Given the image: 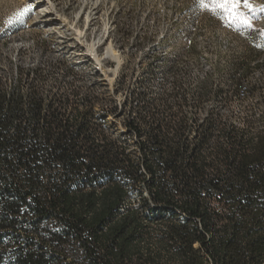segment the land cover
Here are the masks:
<instances>
[{
    "label": "rangeland",
    "instance_id": "1",
    "mask_svg": "<svg viewBox=\"0 0 264 264\" xmlns=\"http://www.w3.org/2000/svg\"><path fill=\"white\" fill-rule=\"evenodd\" d=\"M89 2L97 7L93 18L78 23ZM250 2L264 7V0ZM29 3L32 11L23 22L6 24ZM54 4L69 27L84 30L83 43L62 25L44 28L34 0H0V93L17 90L28 97L32 91L54 103L55 109L65 96L67 103L61 106L68 119L78 129L101 134L100 140H118L129 154L130 168L142 167L149 130L160 124L165 135L178 132L176 143L193 147L196 139H207L206 148L218 139L224 143L233 129L247 138H264V48L255 46L262 42L258 32L264 30L260 14L253 21L255 31L245 36L198 11L196 0H54ZM98 41L100 58L108 44L120 53L122 66L117 72L115 60L98 61L89 54L88 46ZM253 168L261 172L243 177L240 183L248 188L244 198L249 215L261 220L264 230V158ZM129 183L119 201L110 196L87 206L86 228L104 234L121 227H130L129 232L140 228L144 235L125 249L128 254L138 250L137 256L119 257L114 238L102 234L91 236L89 250H64L45 242L35 244L32 251L25 243L32 229L10 224L0 229V264H96L93 258L99 254L103 264H219L202 248L201 231L210 239L214 231L201 219L182 206L158 202L144 178ZM102 186L96 190L107 188ZM103 207L108 212L103 214ZM130 211L180 225V233H190L193 252L176 258L170 249L184 245V239L160 244V238L166 237L163 223L151 226L129 220ZM34 251L39 254L31 255ZM255 264H264V259Z\"/></svg>",
    "mask_w": 264,
    "mask_h": 264
},
{
    "label": "trees",
    "instance_id": "2",
    "mask_svg": "<svg viewBox=\"0 0 264 264\" xmlns=\"http://www.w3.org/2000/svg\"><path fill=\"white\" fill-rule=\"evenodd\" d=\"M27 96L17 90L0 93V229L10 224L32 229L25 242L30 250L45 242L64 250H89L91 236L102 234L114 238L119 257L137 256L138 250L128 254L125 249L144 235L140 228L129 232L130 227H121L105 234L96 228L89 231L85 210L91 202L103 203L110 196L113 202L119 201L129 182L144 178L158 202L182 206L214 231L211 239L201 231V243L217 263L255 264L264 259V236H258L264 232L261 220L249 215L244 198L248 188L240 183L243 177L261 172L253 166L264 158L263 137L247 138L233 129L224 143L218 139L206 148L207 139H196L193 147L183 141L176 143L178 132L165 135L160 124L149 130L142 167L130 168L129 154L118 140H100L101 134L78 129L68 119L61 106L67 103L65 96L57 109L35 92ZM100 186L107 188L99 192ZM102 212L108 208L103 207ZM134 213L128 212L126 218L151 226L162 222ZM162 227L166 237L160 238V244L184 239V245L170 249L176 258L193 252L189 232L180 233L182 227L170 223ZM73 243L78 244L76 248ZM148 255L154 257L155 253ZM94 256L96 264H103L102 254Z\"/></svg>",
    "mask_w": 264,
    "mask_h": 264
},
{
    "label": "snow or ice",
    "instance_id": "3",
    "mask_svg": "<svg viewBox=\"0 0 264 264\" xmlns=\"http://www.w3.org/2000/svg\"><path fill=\"white\" fill-rule=\"evenodd\" d=\"M198 11L207 12L209 15L221 21L224 27L235 30L247 36L255 31L253 21L260 14L264 17V7L256 8L250 0H196L195 4ZM32 8L29 3L14 16L6 21L7 25L23 22L31 13ZM261 43L255 46L264 48V30L258 32Z\"/></svg>",
    "mask_w": 264,
    "mask_h": 264
},
{
    "label": "bare ground",
    "instance_id": "4",
    "mask_svg": "<svg viewBox=\"0 0 264 264\" xmlns=\"http://www.w3.org/2000/svg\"><path fill=\"white\" fill-rule=\"evenodd\" d=\"M34 1L36 2L35 7L38 8L39 11L41 12L40 15L42 20L39 21V23H41L44 28L51 29L54 26L57 27L58 25H62L63 27L67 28V31L73 32V34L77 36V39L79 41H81L82 43L84 42V39L86 38V33L84 32V30L69 27V25L66 24L67 19L65 15H62L61 13L58 12V10H56L57 8L56 5L54 4V0H34ZM87 5L89 6V10L86 11V13H84L83 11L80 12L77 18L78 23L81 21V19L87 18V20L90 21L93 18V10L94 8L96 9L97 7L95 4H92V2L91 3L89 2V4ZM99 45L100 42L98 41L97 43L88 46L89 54L91 56L96 57L98 61H101L106 57L115 60V62L117 63V68L115 72H117L122 66V58L120 53L113 47L112 44H108L105 47V52L103 54V57L100 58L98 56Z\"/></svg>",
    "mask_w": 264,
    "mask_h": 264
}]
</instances>
